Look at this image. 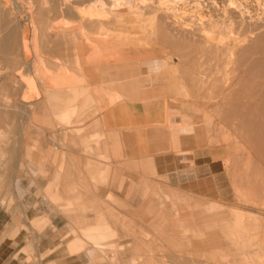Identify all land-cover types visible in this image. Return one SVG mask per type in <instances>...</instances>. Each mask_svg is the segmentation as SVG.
I'll list each match as a JSON object with an SVG mask.
<instances>
[{"label": "rangeland", "instance_id": "rangeland-1", "mask_svg": "<svg viewBox=\"0 0 264 264\" xmlns=\"http://www.w3.org/2000/svg\"><path fill=\"white\" fill-rule=\"evenodd\" d=\"M127 1L142 20L128 49L148 58L106 46L97 76L73 56H30V71L0 60V264H264V93L244 87L264 85V0ZM57 2L91 18L83 0ZM41 4L0 0L22 27L24 7ZM43 89L59 98L48 114L2 118L15 92ZM101 223L112 236L94 245Z\"/></svg>", "mask_w": 264, "mask_h": 264}, {"label": "bare ground", "instance_id": "bare-ground-1", "mask_svg": "<svg viewBox=\"0 0 264 264\" xmlns=\"http://www.w3.org/2000/svg\"><path fill=\"white\" fill-rule=\"evenodd\" d=\"M58 0H42V4L36 8V11H38L39 13H41V16L37 15V18H36V22L35 24L41 28L42 31H44V33L46 32L48 36H51L52 39H49L51 40L52 42H58L59 46L58 48L53 49V54H60V56L62 57V54L65 55V54H69V55H72L74 56V58H77L79 60H82L84 59L85 57H89L90 55L93 56L95 54H97L99 57H101L102 59L105 58V53H106V46L107 49L109 48V50H113L114 52V55L116 54V51L118 52V54L115 55V59L116 60H124V58H127L128 56V53H131L132 56L136 55V56H141V55H145L147 54L146 52H144L143 50L142 51H139L138 49L136 50H133L131 51L132 49H128V47L130 46L129 44L131 43H128V38L131 37V35L134 34V30L136 28V25L139 24L142 20H140L139 16H137L135 13H133L131 11V4L130 2H128L127 0H120L121 3L119 4H122V6H119L118 7V3L117 1L118 0H110L108 2V4L110 6H113L112 9L111 7H109L110 9H108V11H102V14H111L113 16V20H112V16H110V19L109 20H112V21H105L103 20L102 16L100 17L99 15L101 14V9L103 7H105L106 4L105 1L106 0H90V1H84L82 2V5L80 4V6H83V5H87V12H81V14H87L86 17L91 16V18H87L86 20H78V18H74L72 15H69L68 12H65V10L63 9V7H59L60 5H58ZM78 1V0H77ZM190 2H186L184 3V6L185 7H188L187 10L191 11V10H194L196 9L197 7H200V6H203V3L204 2H209V3H212L214 0H189ZM217 1V0H216ZM219 1V0H218ZM244 1V0H243ZM250 1V0H249ZM60 2V1H59ZM153 2V1H152ZM236 2V1H235ZM241 2V1H240ZM13 3V2H12ZM62 3V2H61ZM145 3V2H144ZM143 3V4H144ZM10 4V3H9ZM70 4V3H69ZM78 4V5H79ZM107 4V5H108ZM138 4V3H137ZM228 4V3H227ZM211 5V4H209ZM236 5V4H235ZM251 5V3H250ZM35 6H36V3H35ZM38 6V5H37ZM66 6V5H65ZM79 6V7H80ZM102 6V7H101ZM114 6H117V7H114ZM149 6V5H148ZM148 6H146V8H148ZM205 6V5H204ZM220 6V5H219ZM11 7V6H9ZM69 7V6H68ZM86 7V6H85ZM108 7V6H107ZM78 8V7H76ZM143 8V6H141V9ZM221 8V7H219ZM218 8V9H219ZM71 9V8H70ZM75 9V8H74ZM83 9V8H82ZM99 12L98 14L95 12L97 10ZM149 9V8H148ZM158 9V8H156ZM155 9V10H156ZM162 9V8H161ZM186 9V8H185ZM223 9V8H222ZM67 10V9H66ZM72 10V9H71ZM221 10V9H220ZM218 10V11H220ZM241 10V9H240ZM143 11V10H142ZM162 11V10H161ZM215 11V10H214ZM213 11V12H214ZM229 11V10H228ZM9 12V11H8ZM140 13V11H138ZM175 11H173L174 13ZM210 12H211V9H210ZM217 12V10H216ZM223 12V11H221ZM12 13V12H11ZM44 13V14H43ZM75 13V12H74ZM77 13V12H76ZM142 13V12H141ZM146 13V12H145ZM161 13V12H160ZM163 13V11H162ZM172 13V12H171ZM189 13V12H188ZM201 13V12H200ZM249 13V12H247ZM80 14V15H81ZM167 14V13H166ZM191 14V13H190ZM217 14V13H216ZM244 14V13H243ZM243 14H240V19H243L245 17H243ZM246 14V13H245ZM11 15V14H10ZM82 15V16H83ZM160 15V14H159ZM175 15V14H174ZM202 15V14H201ZM253 14H251L252 16ZM255 15V14H254ZM253 15V16H254ZM8 16V15H7ZM109 16V15H108ZM141 16V14H140ZM166 16V15H165ZM177 16V15H176ZM200 16V15H199ZM212 16V15H211ZM223 16V15H222ZM263 16V15H262ZM11 18V16H9ZM79 17V16H78ZM191 17V16H190ZM197 17V16H196ZM208 17V16H207ZM228 17V15H227ZM230 17V16H229ZM82 18V17H81ZM168 18V17H167ZM174 18V17H173ZM194 18V17H193ZM201 18V17H200ZM205 18V17H203ZM211 18V17H210ZM214 18V16H213ZM217 18V17H216ZM221 18V16L219 17ZM234 18V17H233ZM252 18V17H251ZM255 18V17H254ZM258 18V17H257ZM139 19V20H138ZM170 19V18H169ZM197 19V18H196ZM228 19V18H227ZM247 19V18H246ZM167 20V19H166ZM202 20V19H201ZM204 20V19H203ZM237 20V19H236ZM245 20V19H244ZM251 20V19H250ZM257 20V19H256ZM255 20V21H256ZM139 21V23H138ZM219 20L216 21V24L214 26H218L217 24H220V23H217ZM248 21V20H247ZM246 21V22H247ZM34 22V21H33ZM221 22V21H220ZM224 22V21H223ZM221 22V23H223ZM239 22V21H238ZM237 22V23H238ZM30 23V22H29ZM215 23V21L213 22ZM226 23V22H224ZM223 23V25H224ZM229 23V22H228ZM232 23V22H231ZM241 23V21H240ZM248 23V22H247ZM253 23V22H252ZM167 24V23H166ZM171 24V23H169ZM177 24V23H176ZM205 26H206V23L204 22ZM242 24V23H241ZM245 24V23H244ZM260 24V23H259ZM65 25V26H64ZM68 25V26H67ZM208 25V24H207ZM221 25V24H220ZM253 25V24H252ZM256 25V24H255ZM126 26H131V31L128 30V28H126ZM140 26V24L138 25ZM180 26V25H179ZM178 26V27H179ZM191 26V25H190ZM189 26V27H190ZM209 26V25H208ZM242 26V25H241ZM246 26V24H245ZM249 27V25H247ZM251 26V24H250ZM261 26V25H260ZM15 27V26H14ZM118 27H121L122 29L126 30L124 34L123 33V30L119 29ZM177 27V28H178ZM181 27V26H180ZM224 28H226L225 26H223ZM240 27V26H239ZM253 27V26H252ZM160 28L161 27H158L156 28L158 30V33L155 34V36H158L160 34H163L160 32ZM191 28V27H190ZM232 28V27H231ZM236 28V27H235ZM259 28V27H258ZM22 29V28H21ZM20 29V30H21ZM25 29V28H24ZM162 29V28H161ZM169 29V27H168ZM195 29V28H194ZM192 29V31L194 30ZM204 29V28H203ZM208 29V28H207ZM249 29V32H250V28ZM247 29V30H248ZM19 30V31H20ZM33 30V29H32ZM40 30V29H39ZM78 30V31H76ZM144 30V29H143ZM183 30V29H181ZM201 30V29H199ZM205 30V29H204ZM209 30V29H208ZM242 30V27L241 29ZM253 30V29H252ZM257 30V29H255ZM5 31V30H4ZM16 32V34L19 33ZM40 31V32H42ZM86 31V32H85ZM190 31V30H189ZM191 31V32H192ZM245 31V30H244ZM77 32V33H76ZM79 32V33H78ZM195 32V31H194ZM193 32V33H194ZM243 32V31H242ZM38 33V32H36ZM44 33H43V36H44ZM151 33V32H150ZM246 33V32H245ZM34 34V33H33ZM233 34H234V31H233ZM240 34V33H239ZM242 34V33H241ZM240 34V36H241ZM260 34V33H259ZM25 35V34H24ZM42 35V34H41ZM201 34H199L200 36ZM46 36V35H45ZM44 36V37H45ZM137 36V35H136ZM154 36V35H153ZM161 36V35H160ZM169 36V35H168ZM193 36V35H192ZM260 36V35H258ZM20 37V36H19ZM221 37V36H220ZM235 37V36H234ZM257 37V36H256ZM46 38V37H45ZM44 38V40H45ZM48 38V37H47ZM155 38H158V37H155ZM154 38V39H155ZM167 38V37H166ZM185 38V37H184ZM188 38V37H187ZM201 38V37H199ZM240 38V37H239ZM245 38V37H244ZM21 39V38H20ZM27 39V38H26ZM106 39L108 40V44H106ZM218 39V37H217ZM238 39V38H237ZM19 40V39H18ZM30 40V39H29ZM42 40V38H41ZM43 40V41H44ZM156 40V39H155ZM160 40V39H159ZM101 41V42H100ZM192 41V40H191ZM204 41V40H202ZM22 42V40H21ZM26 42L25 43L23 42V47L20 45V47H22L23 51H24V54H28V50H27V46H26ZM36 42V41H35ZM103 42V43H102ZM20 43V41H19ZM44 43V42H43ZM51 43V42H50ZM61 43V45H60ZM73 44V48H70L69 44ZM230 43V42H229ZM205 44V43H204ZM256 43H254L255 45ZM42 45V43H41ZM45 46V43L43 44ZM48 45H49V42H48ZM53 45V43H52ZM75 45V46H74ZM206 45V44H205ZM253 45V44H252ZM51 46V45H50ZM167 46V45H166ZM231 46V45H230ZM251 45H247V47L249 48ZM168 47V46H167ZM218 47V46H217ZM246 47V48H247ZM138 48V47H137ZM44 49V47H43ZM241 49V48H240ZM242 49H244V47H242ZM20 52H21V49H19ZM30 50V49H29ZM46 50V48H45ZM51 50V49H49ZM138 50V51H137ZM204 50V49H202ZM212 51V49H210ZM38 51V50H37ZM52 51V50H51ZM201 51V50H199ZM20 52H17V53H20ZM143 52V53H142ZM185 52V51H184ZM203 52V51H202ZM244 52V51H243ZM250 52H251V49H250ZM256 52V51H255ZM22 53V52H21ZM44 54H49V51L46 53L45 51L43 52ZM188 53V52H187ZM214 53V52H213ZM242 53V50L240 51V54ZM247 53V52H246ZM23 54V53H22ZM21 54V55H22ZM182 54V53H181ZM186 54V53H185ZM208 54H210L208 52ZM216 54V53H215ZM245 54V53H244ZM248 54V53H247ZM16 54H14L15 56ZM19 55V56H21ZM242 55V54H241ZM27 56V55H26ZM42 56V55H41ZM50 56V55H49ZM67 57H70L68 55H66ZM131 56V55H129ZM184 56H187V55H184ZM209 56V55H208ZM206 56V57H208ZM213 56V55H212ZM54 57V56H53ZM52 57V58H53ZM64 57V56H63ZM215 57V56H214ZM219 57V56H218ZM230 57V56H229ZM243 57L245 58V55H243ZM242 57V58H243ZM260 57V56H259ZM5 58V56H4ZM9 58V57H8ZM19 58V57H18ZM27 58V57H26ZM183 58V57H182ZM209 58V57H208ZM211 58V57H210ZM213 58V57H212ZM257 58V57H256ZM22 59V57H21ZM51 59V58H50ZM69 59V58H68ZM237 59V58H236ZM152 60V59H151ZM249 60V59H248ZM258 60V58H257ZM101 61V60H100ZM237 61H240L237 59ZM84 62V61H83ZM246 62V61H245ZM250 62V61H249ZM248 62V63H249ZM253 62V61H252ZM240 63H242L240 61ZM251 63V62H250ZM263 63V62H262ZM105 64V63H104ZM24 65V63H23ZM27 65V64H26ZM27 66H25L26 68ZM151 67V66H150ZM262 67V65H261ZM247 68V67H246ZM257 68V67H256ZM260 69V68H259ZM244 70V69H243ZM261 70V69H260ZM263 70V69H262ZM23 71V70H22ZM21 72V71H20ZM244 74V73H243ZM252 74H255V73H252ZM262 74V72H261ZM248 75V73L244 74V77ZM258 75V74H256ZM255 75V76H256ZM260 75V73H259ZM252 76V75H251ZM250 76V78H251ZM238 77V76H237ZM258 77V76H257ZM257 77H252V79L256 78ZM242 78V77H241ZM247 78V77H245ZM243 81L245 80L244 78H242ZM242 79H240V81H242ZM237 80V79H236ZM260 80V78H259ZM251 81V80H249ZM254 81V80H253ZM262 81V80H261ZM245 82V81H244ZM242 82V83H244ZM247 82V81H246ZM252 82V81H251ZM241 83V82H240ZM259 83V82H258ZM234 84V83H233ZM231 84V86L233 85ZM238 86V85H237ZM202 87V86H201ZM225 87V86H224ZM236 87V86H235ZM245 87V90L249 91V92H252L254 90H261V92L263 91L264 93V85L263 84H248V82L246 83V85L244 86ZM240 88V87H239ZM226 89V88H225ZM243 89V88H242ZM238 90V89H237ZM25 91V90H24ZM226 91V90H225ZM241 91V90H240ZM231 92V91H230ZM24 93V92H23ZM233 93V91H232ZM253 94L255 93L252 92ZM247 94V92H246ZM256 96L254 98H258L257 94H255ZM260 95V94H259ZM262 96V94H261ZM36 97V96H35ZM248 97V96H247ZM27 98V97H26ZM237 98V97H236ZM260 98V96H259ZM251 99V98H250ZM257 100V99H255ZM255 100H252V102L250 103L247 102V103H244L246 106H247V109H249L250 107V104H252L255 108V103L253 101ZM239 102V101H237ZM243 102V101H241ZM259 102V101H258ZM263 102V101H262ZM262 104V103H261ZM240 105H243L240 104ZM241 107V106H239ZM256 109V108H255Z\"/></svg>", "mask_w": 264, "mask_h": 264}, {"label": "crops", "instance_id": "crops-1", "mask_svg": "<svg viewBox=\"0 0 264 264\" xmlns=\"http://www.w3.org/2000/svg\"><path fill=\"white\" fill-rule=\"evenodd\" d=\"M13 7H10V8H12V10L14 11ZM16 8H17V6H15V9ZM24 8L26 11L25 10L23 11V13H25V14L23 15L24 16V20H23L24 27H22L19 24L17 17L12 15V14H15V12L11 13V15H10V12H8V10L4 9L3 6L0 5V60H1V58L5 59V61H7L9 63L8 64L9 67L11 64H12V66L14 64V68H15V66L19 67V68L23 67L26 71H30L32 69V62H33L32 59L31 60L28 59L30 56L34 57V61L38 58V56H41V54L44 55L43 57H47V58H52L53 56H54L53 58H59L61 56H60V54H58V55L53 54L54 47L56 46L55 47V49H56L59 46L58 42H52L51 40H49V39H52V37L48 36L46 32L44 33V31H42L41 28L35 24V22H36L35 20L37 18V15L41 16V13L36 11V15L33 16L34 12L31 13L32 12L31 7L29 9H27V7H24ZM9 16H11V18ZM26 23L29 25V28H31V30H30L31 34L29 37L27 36L28 30L25 28ZM118 28L123 30V33L126 34L125 33L126 30L122 29L121 27H118ZM126 28H128V30H130V31H131V29H133V28H131V26H126ZM18 31H19V33L16 34V32H18ZM40 31H42V32H40ZM36 32H38V33H36ZM43 33H44V36L46 35L45 36L46 38L43 36ZM41 38H42V40H41ZM44 38H45V40H44ZM29 39L31 40V42H34V43L36 41V44L38 46H36V49H35V48H32L26 42L28 54H24V51L22 49V47H23L22 43L23 42L25 43V41H29ZM21 40H22V42H21ZM19 41H20V43H19ZM43 42L45 43V46L43 45L44 44ZM48 42H49V45H48ZM41 43H42V45H41ZM52 43H53V45H52ZM19 44L22 47H20ZM60 45H61V43H60ZM43 47H44V49H43ZM45 48H46V50H45ZM19 49H21V52L23 54L20 52ZM29 49H30L31 53H29ZM49 49H51L52 51ZM44 51L46 53L49 51L48 56H47V54L43 53ZM17 52H20V53H17ZM37 53H38V55H37ZM14 54H16V55L14 56ZM19 55H21V56H19ZM66 55H68L70 57L72 56L69 54H65V55L62 54L61 58H64L66 60L68 58H70V57H67ZM129 55H132V54L128 53L127 58L129 57ZM4 56H5V58H4ZM21 57H22V59H21ZM134 57L148 58V57H150V55H148V54L141 55V56L134 55ZM73 59H76V61H77L75 68H77L79 73L82 72L85 74H90L91 76L92 75L97 76L94 74L99 73L100 71L101 72L102 71L103 72L108 71L109 67L106 64L109 63L110 61H113V60L108 61V60H105L104 58L102 59L97 54H95L93 56L90 55L89 57H87V58L85 57L82 60L74 58V56H73ZM23 63H24V65H23ZM25 66H27V67L25 68ZM93 78H95V77H93ZM122 86L127 87V84L124 83ZM40 95H43V102L40 100V98H41ZM56 95H58V94H56ZM51 98L55 99L57 97H52V96L48 97L46 89H45V91L43 89V91L41 93L38 91H34L33 93H29V91H28V92L17 94L15 92L14 96L12 98H8V100L15 103L16 105L3 106V112L1 114V116L5 120L12 119L13 115L10 113L11 111H15L17 114L22 115V117H26V118H29V117L35 118L39 114H42V115L48 114V108L49 107H47L46 105H43V104L45 103L46 100L51 99ZM57 99H59V98H57ZM62 116L64 118L67 117V111H65V113L62 114ZM100 220L104 221L103 218ZM37 222L38 221H34V223H37ZM101 224L102 225H97V226L91 228L90 229L91 233L86 235L87 238L90 239L91 243L94 245L102 244L109 237L112 236V234L108 230V228H109L108 225L106 223H101ZM79 246H81V243L76 238L68 242V247L71 249L77 248Z\"/></svg>", "mask_w": 264, "mask_h": 264}]
</instances>
